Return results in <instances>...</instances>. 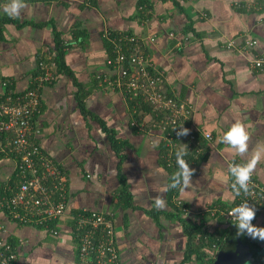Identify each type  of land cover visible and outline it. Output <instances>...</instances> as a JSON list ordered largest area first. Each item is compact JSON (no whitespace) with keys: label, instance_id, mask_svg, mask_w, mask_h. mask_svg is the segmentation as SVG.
<instances>
[{"label":"crops","instance_id":"1","mask_svg":"<svg viewBox=\"0 0 264 264\" xmlns=\"http://www.w3.org/2000/svg\"><path fill=\"white\" fill-rule=\"evenodd\" d=\"M9 2L0 0V96L4 89L27 91L38 74L37 60L45 63L47 50H54L56 31L66 45L64 61L72 77L53 70L56 78L41 87L32 122L41 155L64 177L69 207L52 236L12 223L0 202V243H18L15 264H76L69 215L95 210L112 219L122 264H180L186 246L182 221L150 215L157 210L156 196L166 201L159 213L173 212L167 188L171 172L156 143L159 137L133 132L129 102L117 88L106 87L118 69L106 63L113 54L104 31L138 36L150 72L165 73L167 90L193 108V130L212 136L209 141L199 136L205 149L189 162L192 181L179 196L188 207L183 219L198 223L211 206L234 202L229 164L247 157L221 143L232 123L246 125L249 155L264 153V70L249 67L254 59H264V0H24L19 17L4 12ZM247 38L257 43L244 50L241 42ZM231 40L233 47L227 46ZM75 82L90 92L83 101L86 116L75 98ZM110 131L119 143L116 149ZM0 153L1 185L14 173L17 159L2 144ZM252 177L264 188V160ZM121 178L131 206L117 204ZM254 226L264 228V211Z\"/></svg>","mask_w":264,"mask_h":264},{"label":"built area","instance_id":"2","mask_svg":"<svg viewBox=\"0 0 264 264\" xmlns=\"http://www.w3.org/2000/svg\"><path fill=\"white\" fill-rule=\"evenodd\" d=\"M114 34V33H113ZM104 37L108 40L112 58L107 60V65L118 69L117 77L106 79L105 84L109 89L121 91L126 101H138V104H145L150 112L139 110L144 114L140 123L131 121V125L139 129H147L149 134L157 135L161 141L166 143V149L162 158L168 165H175V152L187 146V156L184 159L189 162L198 160L203 152V142L211 140L209 133L197 134L193 130L190 118L193 115V108L184 99H181L166 88L165 76L162 72L151 73L152 66L144 55L142 41L135 36L122 35L120 33L111 36L109 31H104ZM253 40H246L245 46L250 48L255 45ZM227 46H235L234 41H229ZM46 62L38 64V74L34 76L31 87L24 95L14 99L6 97L0 100L1 132H7L2 144L8 154L17 159L16 169L19 170V179L14 189H11L12 196L5 202L7 208L18 207L22 210V217L14 212V219H21L24 222L44 226L52 236L58 235V229H48L46 226L53 220L58 221L68 211L67 193L64 177L60 169L54 168L52 161L41 155L36 142L32 116L38 112L39 91L43 85L55 80L54 52L46 53ZM251 68H263L264 60L256 59L251 61ZM148 120V126L143 123ZM5 118V120H4ZM188 130V135L177 136L180 128ZM236 164L230 163V165ZM42 169L38 174V169ZM229 174V173H228ZM31 178L27 179L26 176ZM233 178L229 174V188ZM7 189H10L7 186ZM236 203L228 209H213V213L219 212L222 218L229 223H236L234 217L230 216L231 209L243 202H248L256 209V214L264 211V188L259 186L253 179L250 184V191L247 194L241 193L235 196ZM72 228L70 234L79 244L77 264H122L120 252L116 243L115 230L112 219L103 213L95 210L83 209L78 213H70ZM220 248L213 246L211 257L215 258ZM16 255L0 243V264H10Z\"/></svg>","mask_w":264,"mask_h":264},{"label":"trees","instance_id":"3","mask_svg":"<svg viewBox=\"0 0 264 264\" xmlns=\"http://www.w3.org/2000/svg\"><path fill=\"white\" fill-rule=\"evenodd\" d=\"M172 1H174L173 3L175 4V0H172ZM143 15H144V13H143ZM141 17H144V16H141ZM0 30H1V28H0ZM189 30H192L191 25L189 26ZM109 33H111V36H114L113 32L109 31ZM58 36H59V32L56 31L55 35L53 36V40L55 43L54 50H47V53L49 51H50V53L51 52L55 53V57H54L53 61L56 65V73H65L66 76L72 77V73L68 69V67L66 66L65 61H64V56L66 53V51H65L66 45L63 43L62 40H60V38ZM137 39H139V37ZM246 40H253L257 43V41L255 39H250V38L245 39L243 41V43L241 42V46L244 50H247V49L249 50L256 45L255 44L252 47L248 48L245 46ZM106 41H107L106 43L109 45V42L107 39H106ZM231 41H233V40H231ZM109 51H111V48H109ZM144 55L147 56L145 52H144ZM255 60L256 59H254V61ZM261 60H264V59L261 58ZM37 63L39 64V60H37ZM249 67H250V69H254V70H261V71L264 70V67L263 68H257V67L251 68L250 64H249ZM149 71H150V68H149ZM161 72L165 76V73L163 71H161ZM55 77H56V75H55ZM165 82H166V77H165ZM74 86L77 88V91L75 93V98L77 100L78 107L81 111V114L83 116H86L87 111L85 109V105H84L83 101L85 100V98L88 96V94L90 92L85 90L84 85H82L81 83L75 82ZM25 92L26 91L21 92V93H15L14 91L11 92V90L4 89L3 94L0 96V100H1V102H3L6 99V97L9 96L14 101V99L24 95ZM40 103H41V98H39V104L38 105H40ZM138 103H140V102H138L137 100L136 101H129V107H130V111H131V121L136 120L137 123H140L142 118L144 117V114H140L139 110L141 109L144 113L145 112L148 113V112H150V108L147 107L145 104L140 105ZM39 109H40V106H39ZM1 119L2 118L0 117V120ZM33 119H35V115L32 116V120ZM4 120H5V118H4ZM101 124L103 125V122ZM131 129L135 133H139L141 131L145 132V130L147 131L146 128L145 129H142V128L139 129L138 127H135L134 125L131 126ZM104 131H106L105 128H104ZM109 133H110L109 134L110 141L113 145V148L116 149L118 147L119 143L114 138L113 132L110 131ZM7 136H8L7 132H0V137L5 138ZM156 143L160 144L161 152H164V150L166 149V143H164L160 139H158V142L156 141ZM35 145H37V144H35ZM116 145H117V147H116ZM204 149H205V146H204ZM1 154L4 155V153H0V156H2ZM10 157H12V155H10ZM163 162H164L165 167L167 169H169V171L171 172V175L174 173V170H177V164L168 165L164 159H163ZM41 171H42V169L39 168L38 174H40ZM18 174H19V170L16 169V166H15V171L12 174V176L9 179H7L4 184L0 185V202H1V206H2L1 209L3 210V212L5 213L7 218L12 223L16 224L19 227L30 226V227L43 229L44 226H42V225H35L34 223H28L27 221L24 222L23 220H21L19 218L14 219L12 214L14 212H16L22 217V214H23L22 210H20V208H18V207L10 206L9 208H7L6 205H3L12 196L11 189H14L17 185V181L19 179ZM26 178L30 179L31 176L28 175V176H26ZM121 183H122L123 187L121 188V190L118 194V203L117 204H119L120 206H122V205L123 206L124 205L131 206L132 205L131 195H130V192L128 190L129 188L126 186L123 178H121ZM7 186L10 189H7ZM180 191H181V189H170L169 197L172 200L170 202V206L173 209V212L159 213V211L153 210L151 212V214L149 213L154 219H157L158 216H161V214H162L163 216H165L167 218H176L177 220L179 219L182 221L183 234L186 237V246H185L184 255H183V258H182L180 264H189L191 262L193 264H213V262L215 260V258L211 257V254H212L211 250H212L213 246L220 248L223 241L227 238L228 235L241 237L247 241L252 242L254 245H256L259 248V250L261 251V253L264 256V241H261L258 238L253 239V238L249 237L247 234L238 235L237 234V228L234 225L235 223H229L228 221L224 220L219 212L213 213V209H215V208H217L219 210H225V209H228L231 206H233L236 203L235 196H234V202L232 205H230V206L213 205L210 208L206 209L205 215L200 219V221L198 223L197 222L191 223V222H186L185 221L186 219H183V217H184L183 214L186 215V211L188 210L187 209L188 207L180 199V197H179ZM231 193H232V191H231ZM172 198H174V202H173ZM68 200H69V197L67 196V202H68ZM68 205H69V203H68ZM80 211L81 210L77 209V210L73 211V213L72 212L71 213L75 214V213H78ZM259 214L260 213H257L255 216V219L252 221L253 225L255 224ZM57 223H58V219L49 222L46 226H48V229H53L56 227ZM208 224H210V226H208ZM115 238H116V236H115ZM74 241H75V245H76V264H77L78 254H79V244H78L76 239ZM5 247H8L9 251L16 255V258L13 261H11V263H10V264H15L19 255H20V251L18 249V243L16 241L15 242H13V241L12 242H6Z\"/></svg>","mask_w":264,"mask_h":264},{"label":"clouds","instance_id":"4","mask_svg":"<svg viewBox=\"0 0 264 264\" xmlns=\"http://www.w3.org/2000/svg\"><path fill=\"white\" fill-rule=\"evenodd\" d=\"M25 7L24 0H10L3 10L10 17H19ZM186 135H188V130L183 127L177 131V136ZM249 139V132L241 120H236L232 123L230 128L221 137V143L229 146L241 158L247 157L243 163L232 164L228 168V173L233 178L231 191L234 196H240L241 193H249L252 176L257 169V165L261 160H264V153L262 152L258 151L249 155ZM186 154V145H183L182 148L175 152L177 170L170 176V182L167 185L168 189L184 190L191 184L194 170L190 168L184 159ZM154 207L157 210L164 209L166 207L165 199L161 196H156L154 198ZM229 215L236 220L234 225L237 228L238 235L247 234L253 239L258 238L264 241V228L256 227L252 224L256 216V209L250 206L248 202H243L231 209Z\"/></svg>","mask_w":264,"mask_h":264},{"label":"water","instance_id":"5","mask_svg":"<svg viewBox=\"0 0 264 264\" xmlns=\"http://www.w3.org/2000/svg\"><path fill=\"white\" fill-rule=\"evenodd\" d=\"M213 264H264V256L252 242L228 235Z\"/></svg>","mask_w":264,"mask_h":264}]
</instances>
